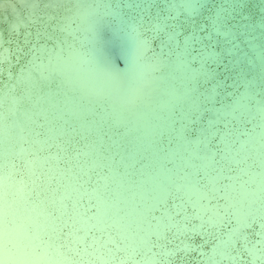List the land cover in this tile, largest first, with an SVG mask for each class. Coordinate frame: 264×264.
Returning <instances> with one entry per match:
<instances>
[{"label":"water","instance_id":"water-1","mask_svg":"<svg viewBox=\"0 0 264 264\" xmlns=\"http://www.w3.org/2000/svg\"><path fill=\"white\" fill-rule=\"evenodd\" d=\"M5 185L40 229L79 232L67 264H264L195 219L176 255L159 242L174 214L238 197L259 247L264 0H0Z\"/></svg>","mask_w":264,"mask_h":264},{"label":"snow or ice","instance_id":"snow-or-ice-1","mask_svg":"<svg viewBox=\"0 0 264 264\" xmlns=\"http://www.w3.org/2000/svg\"><path fill=\"white\" fill-rule=\"evenodd\" d=\"M40 39H43V35L37 38V43ZM231 200L232 203L227 210L216 209L213 206L210 212L198 213L187 208V216L174 214L171 218L172 227L165 228L159 233L161 246L167 250L168 234L185 232L188 229V222L195 219L199 222L195 226L198 232L214 243L225 244L232 256H240L241 251L253 257L258 253L264 255V224L260 226L262 232L257 247V244L249 241L248 235L243 230L247 225L242 220L241 214L239 211H233V206L238 203L239 198H231ZM86 207L85 203L84 208ZM80 208V204L76 209L69 208L65 213L64 221L67 224L72 223L74 213H78ZM79 235L77 230H69L67 226H58L52 231L48 228L40 229L28 204L16 198L9 199L6 185L5 190L0 191V264H67L66 253L71 250L83 251L80 247ZM96 244L102 246L103 241L93 243V249ZM178 251L180 249L168 252L176 255ZM118 264H128V260L120 257Z\"/></svg>","mask_w":264,"mask_h":264}]
</instances>
